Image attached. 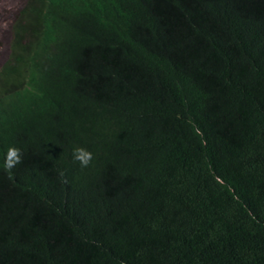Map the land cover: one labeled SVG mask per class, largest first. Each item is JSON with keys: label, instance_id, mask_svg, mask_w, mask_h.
<instances>
[{"label": "trees", "instance_id": "16d2710c", "mask_svg": "<svg viewBox=\"0 0 264 264\" xmlns=\"http://www.w3.org/2000/svg\"><path fill=\"white\" fill-rule=\"evenodd\" d=\"M163 1L15 7L0 264H264V0Z\"/></svg>", "mask_w": 264, "mask_h": 264}, {"label": "clouds", "instance_id": "9594fccd", "mask_svg": "<svg viewBox=\"0 0 264 264\" xmlns=\"http://www.w3.org/2000/svg\"><path fill=\"white\" fill-rule=\"evenodd\" d=\"M237 0H230L231 3ZM217 2V0H215ZM162 6L168 8L174 15L182 17L181 12L183 10V0H164ZM183 18V17H182ZM23 159V153L21 149L17 147H11L5 157V167L11 171ZM74 159L80 164L82 168L88 167L93 159L92 153L84 148H77L74 150Z\"/></svg>", "mask_w": 264, "mask_h": 264}, {"label": "rangeland", "instance_id": "374dc122", "mask_svg": "<svg viewBox=\"0 0 264 264\" xmlns=\"http://www.w3.org/2000/svg\"><path fill=\"white\" fill-rule=\"evenodd\" d=\"M24 0H0V67L8 57V45L11 39L10 22L15 7Z\"/></svg>", "mask_w": 264, "mask_h": 264}]
</instances>
